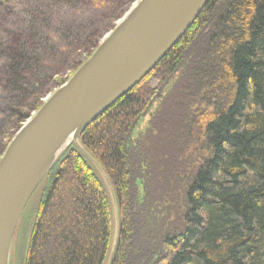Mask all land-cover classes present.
<instances>
[{
	"label": "trees",
	"instance_id": "16d2710c",
	"mask_svg": "<svg viewBox=\"0 0 264 264\" xmlns=\"http://www.w3.org/2000/svg\"><path fill=\"white\" fill-rule=\"evenodd\" d=\"M136 1L0 0V157ZM80 142L116 197L112 264H264V0H207ZM36 198L24 264L107 263L111 193L75 144Z\"/></svg>",
	"mask_w": 264,
	"mask_h": 264
},
{
	"label": "water",
	"instance_id": "95a60500",
	"mask_svg": "<svg viewBox=\"0 0 264 264\" xmlns=\"http://www.w3.org/2000/svg\"><path fill=\"white\" fill-rule=\"evenodd\" d=\"M207 0H137L91 55L43 100L16 131L0 157V264L30 199L65 150L75 144L97 167L111 193L115 254L119 212L99 163L80 142L82 132L137 85L179 41Z\"/></svg>",
	"mask_w": 264,
	"mask_h": 264
},
{
	"label": "rangeland",
	"instance_id": "374dc122",
	"mask_svg": "<svg viewBox=\"0 0 264 264\" xmlns=\"http://www.w3.org/2000/svg\"><path fill=\"white\" fill-rule=\"evenodd\" d=\"M117 21L115 22V24L117 23ZM147 123H148V118L146 117L141 118L138 121L135 131L133 132V136H136L140 131H142L146 127ZM36 204H37V198L36 201L33 199L29 207L27 206L24 215H22L20 219V222L18 224L12 242L10 264H24L26 260L28 242L31 236V232L35 220ZM137 242H138L137 246L139 250H143V253L144 251L148 252L152 250V248L150 249V245L142 235L137 236Z\"/></svg>",
	"mask_w": 264,
	"mask_h": 264
}]
</instances>
